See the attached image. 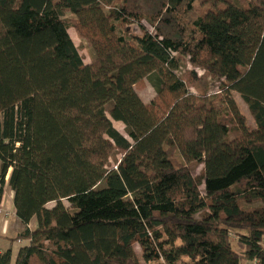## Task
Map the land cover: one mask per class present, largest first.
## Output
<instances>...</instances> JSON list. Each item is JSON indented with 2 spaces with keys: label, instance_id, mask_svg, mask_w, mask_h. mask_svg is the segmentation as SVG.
<instances>
[{
  "label": "trees",
  "instance_id": "trees-1",
  "mask_svg": "<svg viewBox=\"0 0 264 264\" xmlns=\"http://www.w3.org/2000/svg\"><path fill=\"white\" fill-rule=\"evenodd\" d=\"M196 1L0 0V264H264V0Z\"/></svg>",
  "mask_w": 264,
  "mask_h": 264
},
{
  "label": "rangeland",
  "instance_id": "rangeland-1",
  "mask_svg": "<svg viewBox=\"0 0 264 264\" xmlns=\"http://www.w3.org/2000/svg\"><path fill=\"white\" fill-rule=\"evenodd\" d=\"M203 1H207V0L196 1L194 4L196 6L205 7L207 5V3L203 2ZM239 1H245V0H239ZM64 17L68 18L70 20L71 15L69 13H66V15H64ZM128 29H130L131 33H133V34H140L139 28L136 24H130L128 26ZM68 33H69L72 41L74 42L75 46L77 47L79 54L82 56L84 63H89L91 58H92V50H91L90 45L87 42V40L83 39L73 27L68 28ZM182 62L185 63V66L184 67L180 66L179 70L177 71V74L180 76H182L184 74V72H186V70L193 69L192 66L189 63H187L186 61L183 60ZM195 70H196L198 76L203 75V71L201 69L196 68ZM204 84L205 83H203V81L200 82L199 84L197 82H194L191 85V87H189V89L191 91H198V89L196 88L197 85L201 86V90L204 86H207V87L209 86L210 87L209 92L210 93H216L219 89L220 82L218 79L209 78L206 81V85H204ZM136 90H137L138 95L142 99V101L145 103H148L149 101H151L155 97V91H154L153 87L151 86V84L148 82V80H144L139 85H137ZM232 94H233V97L236 101V104H237L240 112L245 116V118L247 119V121L249 123H252V118H251V115L249 114L247 106L244 104V102L242 101V99L240 98V96L237 93L232 92ZM112 123H113V126L121 134L126 136L124 125L121 122L112 121ZM230 137H231V135L229 136V138ZM173 155H174V157H176L177 161H181V157L179 156V154L177 152H173ZM119 158H120V154H118V153L113 155L112 157H110L107 167L108 168H114V166L117 163V160ZM200 170H201V165H196L195 170H194V174H198L200 172ZM65 204H67V203H65ZM241 206L244 207L245 205L243 203H241ZM20 242H21V240H20ZM135 251H136L137 255L140 256V249H139V246L137 244L135 245ZM140 262H141V264H155L153 262L145 263L141 259H140ZM240 264H242V262Z\"/></svg>",
  "mask_w": 264,
  "mask_h": 264
},
{
  "label": "crops",
  "instance_id": "crops-1",
  "mask_svg": "<svg viewBox=\"0 0 264 264\" xmlns=\"http://www.w3.org/2000/svg\"><path fill=\"white\" fill-rule=\"evenodd\" d=\"M7 182L4 183L1 190V200L6 209L10 211V214L7 218L6 225L0 229V253L9 249L11 252V262L13 263L17 251L20 246L27 243V240L21 239V242L12 241L13 237L23 229V225L20 223L18 218L15 215V210L13 206V192L8 186ZM29 227H35V219H32L29 222ZM242 264H257L256 261H243Z\"/></svg>",
  "mask_w": 264,
  "mask_h": 264
},
{
  "label": "built area",
  "instance_id": "built-area-1",
  "mask_svg": "<svg viewBox=\"0 0 264 264\" xmlns=\"http://www.w3.org/2000/svg\"><path fill=\"white\" fill-rule=\"evenodd\" d=\"M7 179H8V175L6 174L5 182H7ZM9 214H10V211L4 207L3 202L0 198V229L1 230H2V227L6 225V221H7ZM17 241L20 242V240H17Z\"/></svg>",
  "mask_w": 264,
  "mask_h": 264
}]
</instances>
